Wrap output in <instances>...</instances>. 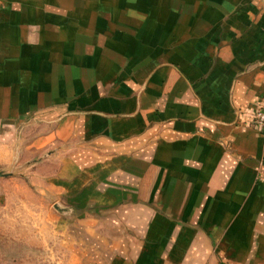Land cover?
I'll return each instance as SVG.
<instances>
[{
  "label": "crops",
  "instance_id": "obj_1",
  "mask_svg": "<svg viewBox=\"0 0 264 264\" xmlns=\"http://www.w3.org/2000/svg\"><path fill=\"white\" fill-rule=\"evenodd\" d=\"M263 97L264 0H0V208L66 264H264Z\"/></svg>",
  "mask_w": 264,
  "mask_h": 264
},
{
  "label": "rangeland",
  "instance_id": "obj_2",
  "mask_svg": "<svg viewBox=\"0 0 264 264\" xmlns=\"http://www.w3.org/2000/svg\"><path fill=\"white\" fill-rule=\"evenodd\" d=\"M36 197L32 193H12L0 208V264H66L67 255L58 243L57 234L44 232L47 208L42 203L17 202L16 196ZM18 196V197H19ZM60 211L58 205H53ZM68 212V211H67ZM45 233V234H44Z\"/></svg>",
  "mask_w": 264,
  "mask_h": 264
},
{
  "label": "built area",
  "instance_id": "obj_3",
  "mask_svg": "<svg viewBox=\"0 0 264 264\" xmlns=\"http://www.w3.org/2000/svg\"><path fill=\"white\" fill-rule=\"evenodd\" d=\"M253 126L259 131L263 139V146H264V97L261 100L260 106L254 112Z\"/></svg>",
  "mask_w": 264,
  "mask_h": 264
}]
</instances>
